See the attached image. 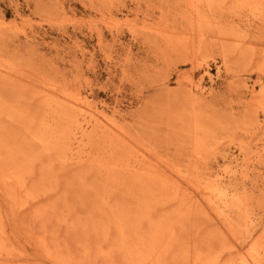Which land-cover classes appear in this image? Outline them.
Listing matches in <instances>:
<instances>
[{
    "label": "rangeland",
    "instance_id": "1",
    "mask_svg": "<svg viewBox=\"0 0 264 264\" xmlns=\"http://www.w3.org/2000/svg\"><path fill=\"white\" fill-rule=\"evenodd\" d=\"M61 7L75 16L79 22H60L59 18L63 17ZM227 7H225L227 10L214 8L208 11L206 6H201L208 12L209 18L217 24L224 28L233 26V29L247 34L253 43H256L254 47L260 48V43L264 41V25L254 22L248 11H242L236 15V13L229 12ZM126 14L138 22L146 20L160 22L179 32L186 31L188 27L184 0H0V21L15 20L26 24L24 31L16 27L0 28V58L11 59L19 63L18 65L22 68L20 71L24 73L21 72L24 77L21 74V78L24 80L16 84L0 79V163L4 164L8 159L14 160L28 154L25 156H29L27 161L30 162L25 163L24 169L28 171L30 183L41 185L44 182V186L54 190H50L53 194L48 192L52 195L48 193H46L47 196L43 195L44 197L42 196L30 210L19 212L9 223L13 232L19 236V246L28 258L31 257L28 264H50L46 259L43 260V256L26 236L29 230L39 232L48 229L60 242L69 244L71 250L78 251L77 242L85 237L90 243L104 242L101 232L97 236L94 234L93 228L97 222L108 224L110 216L117 207L124 206L136 211L135 206L138 203L134 196L138 190L137 186H127L130 184L128 179L123 180L124 183L120 187L104 189L97 182L98 177L102 179L101 173L95 170L91 172L86 164V168L83 165L81 168L79 165L81 170L77 166H73L72 170L71 166L60 167L58 162L53 163L55 168L52 161L48 163L55 154L50 146L51 142L35 138L34 132L38 131L37 127L44 130L42 119L52 115L56 122L59 114L56 106L47 105L39 95L27 90L31 82H39L41 79L48 78L61 84L65 83L63 85H73L72 87L87 91L92 101L110 110L117 106L126 129L134 135L136 140H140V144L149 146L169 163L185 168L187 173L192 172V176L197 173L204 179L214 181L217 187L224 190L220 198L229 206L233 215L237 217H240L239 213L242 215L239 203L245 196L248 198L247 214H250L249 216L255 222L264 221V159H261L254 168L252 167L253 169L247 176L238 173L237 176L222 180L218 175L230 163V154L239 151L241 143L245 144L246 151H251L259 142V137L254 135V122L260 120L264 123V102L263 107L259 106L257 113H254L255 110L249 103L250 93L243 86L241 79L247 78L250 82L257 81L259 73L255 69L260 61L256 59L251 65H247L246 59L242 57L233 43L224 41L232 45L228 44L229 47L225 46L226 43L222 45V42L215 36V30L207 31L212 39L209 37L202 41L204 47L197 63L204 64L207 59L204 56L206 52H209V55L215 58L216 64L222 66L223 73L222 77L211 87V94L203 97L198 92L195 94L197 101L194 102L193 99L191 101L186 91L188 89L186 81L179 83L178 75L181 72H192V76L197 80L200 77V70L195 69L193 63L191 65L183 61L184 55L181 49L166 44L162 37L155 34L134 35L127 28L115 29L102 23L97 25L104 15L121 17ZM30 20H32L31 25ZM216 64L214 63V67L217 66ZM257 91H264V74L257 85ZM193 111L203 131L206 130L211 135L207 140V145L209 144L210 147L206 146L207 150L200 160L192 157L193 150L190 145L192 137L189 128H191L190 118L194 114ZM15 139L19 142L14 141ZM38 141L43 146L40 147L41 149L36 146ZM15 142L18 145L16 143L14 147ZM42 142L46 144L42 145ZM23 143H27L26 146ZM28 143H31L30 147L33 146L34 149L36 146L35 151L33 147L29 148ZM19 145L20 150L17 149ZM46 147H48L47 150ZM11 150L18 153V157ZM43 153H47V156L43 158L45 161L42 159ZM33 156L39 157V163L34 164L36 158L33 159ZM45 166L46 168L53 167L54 172L50 167L46 169ZM74 167L75 169L77 167V170H74ZM82 169L87 174L82 173ZM95 175L97 181L92 180H95ZM74 176L83 177L75 179ZM84 179L87 181L84 182ZM71 180L75 183L70 184ZM82 183L85 185L83 186ZM88 188L91 190H87ZM104 190L105 197L103 201H100L98 198ZM247 192L250 195H247ZM53 199H58L57 203ZM94 199L96 201L91 202ZM96 203L97 206H95ZM0 204L9 210L1 186ZM41 207H45L44 210ZM40 208V216L33 218L34 210ZM62 217L70 219L69 222L61 221ZM202 217L198 219V230L195 231L192 228L191 232L188 227L184 230L185 232L183 231L184 237H192L193 242L200 243L209 231L218 227V224L207 216ZM78 221L87 223L85 229L89 231L86 233L81 231V227L76 226ZM114 236L115 229L111 227L106 245L113 241ZM96 261L97 264L102 263L101 258Z\"/></svg>",
    "mask_w": 264,
    "mask_h": 264
},
{
    "label": "bare ground",
    "instance_id": "2",
    "mask_svg": "<svg viewBox=\"0 0 264 264\" xmlns=\"http://www.w3.org/2000/svg\"><path fill=\"white\" fill-rule=\"evenodd\" d=\"M184 1L188 20L186 31H176V29L170 26L160 24V22L157 23L148 20L138 22L136 19L131 18L129 14L121 17L116 15L106 17L104 15L97 25L99 26L102 23L115 29L127 28L134 35H138L139 33L155 34L162 37L166 44L174 45L181 49L180 51L184 55L183 61L191 65L193 63L194 68L200 70V77L197 80L192 76V72H181L178 75L179 83L184 80L186 81L188 88L186 90L188 92L187 94L190 96L191 101L193 99L194 102L197 101L195 97L196 93L199 92L203 97L211 94V87L222 77V66L216 64L215 58L209 55V52H206V56H204V58L207 57L204 64L197 63V59L201 55V50L204 47V42L202 41L205 38L211 37V34H208L210 30H215V36L222 42V45H225L226 42L224 41L233 43L242 57L246 59L247 65H251L256 59L260 61L255 69L259 73L257 81L250 82L247 78L241 79L243 86L250 93V106L255 110L254 113H257V109L259 106L262 108V103L264 102V91H257V85L264 74V41L259 42L260 48L254 47L256 43H253V40L247 34H242L240 30L233 29V26L231 28L226 26L227 28H224L222 25L217 24L212 18H209L208 12L203 10L201 6H206L208 11L214 8L227 10L225 7L228 6L229 12L236 13V15L242 11H248L254 22H260V24L264 25V0ZM60 9L63 14V17L59 18L61 20L60 22H79L75 16L68 13L64 8L61 7ZM31 21L30 25L32 24ZM12 27L20 28L24 31L26 24L24 22L18 23L15 20L9 21L3 19L0 21V28ZM230 43H226L227 45L225 46L229 47L228 44L231 46L232 44ZM214 63L217 65L216 67H214ZM18 64L11 59L0 58V79L15 84L16 82L24 80L21 78L23 72L20 69L22 68ZM63 84L47 78L41 79L39 82H31L27 89L39 95L47 105L58 108L59 119L55 122V118L49 115V117L41 120V123L44 125V130H40V127H37L38 131L34 132L36 134L35 138L46 140V142L50 140L49 142H51L50 146L55 154L53 153L54 158L50 159L48 163L52 161L54 167L55 164L53 163L57 164L58 162L60 167L71 166L72 170L73 166L80 168L79 165H83L86 168V164L91 172L95 170L101 173L102 179L98 177L99 181H97L96 174L95 180H92L99 182L104 189H107V187H120L124 183L123 180L128 179L130 184L127 186H137V193L133 195L138 203L135 206L137 207V209L135 208L136 211L124 206L117 207L113 215L110 216L108 224L97 222L93 228L94 234L97 236L101 232L104 242L90 243L87 237H85L77 242L78 251H73L69 244L60 242L55 237V234L48 229H43V231L39 232L29 230L26 232V236L33 242L37 248L36 250L43 256V260L46 259L50 264H97L96 260L98 258L102 259L101 264H264V221L255 222L249 216L250 214H247L248 198L244 196L241 203H239L242 215L239 212L240 217L233 215L229 206L220 198L224 190L217 187L214 181L208 178L204 179L200 175H197V173L192 176V172L187 173L185 168L183 169L176 164L169 163L149 146L140 144V140H136L134 135L126 129L121 119V112L117 106L110 110L106 106L92 101L87 91L72 87L73 85L67 86V84ZM192 95L194 96L193 98ZM203 119L205 120V118ZM190 120L191 128L189 129L192 137L190 145L193 150V155H191L193 158L200 160L207 150L206 146L209 145H207V140L211 135L206 130L203 131L196 113L193 116L191 115ZM249 126L251 125L249 124ZM254 127V135L259 137V142L251 151H246L245 144L241 143L239 151L230 154V163L218 173L220 179L224 180L237 176L238 173H243L247 176L251 169L261 159H264V123L258 120L254 122ZM17 136H19L18 133ZM14 141H17V139ZM17 142L13 144L14 147ZM30 144L28 143V146L32 149L33 146L30 147ZM35 144L33 145L35 146ZM37 144L36 146H39V148L43 147L40 145V142ZM44 144L46 143L42 142V145ZM19 148L20 145L17 149L20 150ZM14 150L16 149L14 148ZM1 151L3 153V149ZM12 152L14 155H18V153ZM46 154L42 156V159ZM25 155L14 160H6L5 158L6 162L4 160V164L0 163V186L4 192L6 206L9 208L8 210L0 204V264L30 263L28 261L31 257L28 258L26 256L27 254L19 246V236L13 232L9 223L19 212L30 210L46 193L53 194L50 191L53 189L44 186V182L41 185L30 183L31 180H29L27 175L28 171L25 170L26 168L24 169L25 163L30 161H27L29 156ZM34 156L32 157L33 159L38 158V162L34 159L36 162L34 164L39 163V157ZM49 167L51 168V166ZM49 167L47 168L49 169ZM60 167L58 169H62ZM77 167L76 169L74 167V170H77ZM52 168L51 170L53 171L55 167ZM41 169L40 171H42ZM79 170L77 172L78 175L80 173ZM81 172L87 174V172H83V169ZM77 174L75 173V175ZM84 176L86 175L84 174ZM74 177L75 179H81L80 177L83 176ZM73 180H71L70 184L75 183ZM85 181L87 180L84 179ZM97 182L96 184H99ZM91 183L94 184L95 182ZM78 184L81 185V183ZM82 184L83 186L85 185V183ZM51 185L53 184L51 183ZM90 188L87 190H91ZM94 188L96 189V187ZM95 189L94 191H98ZM49 193L48 195H52ZM104 193L106 194L105 190L99 196L98 200L103 201L105 197ZM247 195H250V193ZM57 200H55L56 203ZM93 201H96V199L91 200V202ZM95 206H97V203ZM41 208L35 211L34 209L36 208L34 207L33 218L40 216L39 212ZM44 208L42 209L44 210ZM202 216H207L216 222L218 227L209 231L207 235L204 234V240L200 243L193 242L192 237H184L183 231L188 227L190 228L188 230H191V232L192 228L195 231L198 230V219ZM69 220L65 217L61 219L63 222H69ZM77 225L81 227V231H84V233L89 231V229H85L88 225L87 223L78 221ZM111 227L115 229V236L113 241L106 245Z\"/></svg>",
    "mask_w": 264,
    "mask_h": 264
}]
</instances>
